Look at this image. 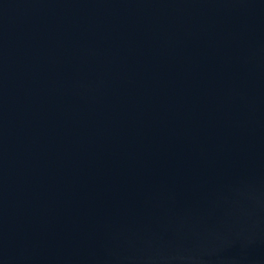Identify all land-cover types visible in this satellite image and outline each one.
<instances>
[{
	"label": "water",
	"instance_id": "water-1",
	"mask_svg": "<svg viewBox=\"0 0 264 264\" xmlns=\"http://www.w3.org/2000/svg\"><path fill=\"white\" fill-rule=\"evenodd\" d=\"M0 264H264V0H0Z\"/></svg>",
	"mask_w": 264,
	"mask_h": 264
}]
</instances>
